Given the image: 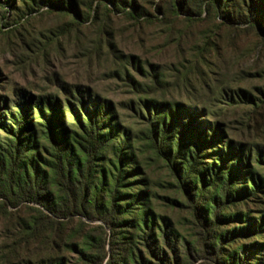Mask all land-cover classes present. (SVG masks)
Here are the masks:
<instances>
[{
    "label": "trees",
    "instance_id": "trees-1",
    "mask_svg": "<svg viewBox=\"0 0 264 264\" xmlns=\"http://www.w3.org/2000/svg\"><path fill=\"white\" fill-rule=\"evenodd\" d=\"M189 1L170 0L171 12L194 15ZM194 1L196 16L230 11L225 21L261 27L264 0ZM23 4L30 13L43 6L80 22L89 19L80 16L77 0ZM86 6L89 13L103 6L134 22L147 16L138 0H87ZM132 67L149 81L140 84L123 74L143 125L136 131L120 125L109 101L76 86L61 83L55 92L39 94L0 86V212L27 209L28 218H17L20 241L52 233L58 238L51 240V250L74 255L71 264H264V216L253 219L231 209L263 189L254 168L261 159L257 146L227 138L222 123L210 120L202 106L150 98L168 91L169 84L161 74ZM145 154L163 162L182 195L183 204H171L189 215L188 239L152 212L139 162ZM74 221L77 226L63 239ZM232 222L241 226H223ZM90 224L96 225L89 229ZM40 264L67 263L58 255Z\"/></svg>",
    "mask_w": 264,
    "mask_h": 264
},
{
    "label": "rangeland",
    "instance_id": "rangeland-1",
    "mask_svg": "<svg viewBox=\"0 0 264 264\" xmlns=\"http://www.w3.org/2000/svg\"><path fill=\"white\" fill-rule=\"evenodd\" d=\"M77 1L80 16L89 14L87 21L80 22L65 12L49 13L43 6L30 13L23 0H12L10 7L0 1V86L6 83L35 94L55 92L61 83L76 86L109 101L120 125L136 131L143 125L133 111L136 96L123 74L128 72L140 84L149 81L132 64L161 74L169 84L168 91H158L150 98L202 106L210 120L222 123L227 138L257 146L261 159L254 168L263 180V189L257 197L231 209L253 219L264 216V8L261 27H252L225 21L230 11L223 10L221 16H196L194 0L189 1L192 16L172 13L170 0H138L147 16L137 22L108 13L103 6L89 13L87 0ZM239 90L254 101L244 100ZM139 162L147 178L152 212L168 218L179 238L188 239L190 218L184 209L171 204H183V197L163 162L152 154L142 155ZM30 214L24 207L0 212V264H40L58 255L71 264L74 255L65 249L60 254L51 250V240L58 238L52 233L27 244L20 241L17 218ZM77 224L67 226L62 238Z\"/></svg>",
    "mask_w": 264,
    "mask_h": 264
}]
</instances>
